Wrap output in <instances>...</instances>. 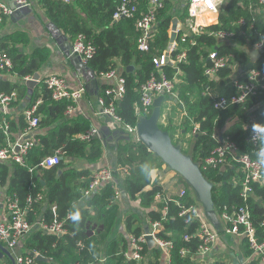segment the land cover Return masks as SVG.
<instances>
[{
	"label": "trees",
	"instance_id": "obj_1",
	"mask_svg": "<svg viewBox=\"0 0 264 264\" xmlns=\"http://www.w3.org/2000/svg\"><path fill=\"white\" fill-rule=\"evenodd\" d=\"M178 1L164 0V6L157 11L156 23L148 41L149 50L142 51L138 47L141 33L138 20L148 6L143 0H140L135 16L119 19L114 18L119 0H38L51 24L72 41L81 33L93 41L96 51L86 61L90 70L102 75L120 69L125 77L122 98L113 101V96L106 94L107 84H103L100 91L106 105L114 102L116 114L122 121L117 134L113 136V168L119 172L120 189L125 197L117 194V182L103 183L86 195L94 173L88 167L80 168L75 164L77 161L100 162L107 150L105 142L108 134L91 141L80 138L90 127L89 120L82 116H67L66 110L72 101L55 100L44 79L40 80L33 94H29L26 77L40 71L51 49L43 46L27 52L26 47L30 43L28 33L20 30L2 33L6 17L0 22V50H5L13 61L9 73L17 74L21 79L14 82L0 78V94L17 91L18 100H23L26 106H31L40 97L43 100L37 109L39 125L30 134L35 143L28 151L27 164L9 159L0 161V203L4 197L15 194L20 204L27 208L26 218L33 224L29 235L30 246L35 245L53 259L43 264H101L102 258L106 259L105 264H134V260L125 257L130 250V235L140 236L145 225L156 221L162 224L158 237L171 240L174 244L169 264H205L193 256L200 244L197 234L199 218L191 211L180 215L193 204L200 206L193 191L178 173V189L171 195H168L170 192L163 184L154 178L147 179L140 171L142 165L159 169L165 163L139 140L136 133L126 129V125L134 126L140 118L136 106L141 100L142 85L159 70H164L171 79L175 75L178 79L174 94L165 95L162 113L167 109L168 105L164 103L171 100L170 96L174 97L179 108H184L178 126L172 123L164 126L161 122L163 115L159 119V126L170 132L174 144H181L183 152L190 154L200 164L204 176L213 183L212 199L223 224L221 230H215L219 235L229 234L227 231L233 227L237 208L247 204L258 241L264 240V182H251V191L244 199L245 173L236 158L230 155L218 167H203L204 159L226 140L238 146L234 152L236 156L249 153L258 159V150L250 140V134L253 124H264V91L224 109L214 107V98L235 94L234 78L238 76L244 79L247 68L264 70V51L256 58L252 53L256 43L264 42L263 5L259 4V0H226L214 21L206 25L207 31L195 34L188 20L189 1L183 7L177 4ZM179 9H182L178 16L180 27L175 39L178 48L173 55L186 50L187 59L177 67L167 63L159 69L154 58L166 55L173 19ZM241 18H245V24L238 23ZM218 29L233 30L235 35L230 40H219L212 34ZM185 34V40H182ZM212 50L226 56L228 65L221 68L215 78L209 79L205 70L211 63L209 55ZM130 65H133V69L128 71ZM152 111L153 108L145 116L149 117ZM8 119L9 134L0 130V148L7 146L9 139L15 141L19 138L27 126L23 111L17 116H12L9 111ZM175 130L180 134L177 141ZM57 152L61 156L58 164L39 166L45 157ZM182 186L187 191L184 197L179 196ZM37 193H42L43 199L28 204L27 197L35 198ZM157 195H160L158 199ZM121 199L126 202L124 212ZM134 202H139V207L133 205ZM54 206L56 210H53ZM76 212L80 214L79 220L71 218ZM55 219L64 225L65 231L61 234L46 230L42 225ZM121 222L125 231L120 228ZM240 228L243 230V226ZM187 234L189 240L184 238ZM233 235L242 238L244 254H252L248 237ZM182 247L190 248L192 254L181 256L179 251ZM143 253L142 264H167L157 247L150 249L146 244ZM259 258L261 260L260 255ZM207 264L226 262L217 260Z\"/></svg>",
	"mask_w": 264,
	"mask_h": 264
},
{
	"label": "built area",
	"instance_id": "obj_2",
	"mask_svg": "<svg viewBox=\"0 0 264 264\" xmlns=\"http://www.w3.org/2000/svg\"><path fill=\"white\" fill-rule=\"evenodd\" d=\"M147 2V10L142 11L141 17L138 20V27L140 29V36L138 38V47L142 51L149 50V38L156 23L157 11L164 6V0H143ZM225 0H189L188 16L190 22V28L195 34H199L202 31H207V24L214 21L216 13L221 10V6ZM140 0H119L118 6L114 12V18L119 19L122 17L135 16L139 11ZM260 4L264 5V0H259ZM32 4V0H10L9 2L0 1V22L6 17L13 16L18 10L25 7H29ZM238 23L245 24V18L239 19ZM232 24V22H231ZM227 27V26H226ZM230 28V26H229ZM178 33V29H174ZM220 38L225 39L231 36L228 29L215 32ZM186 34L182 40H185ZM178 48V43L175 42L170 54L163 55L154 58V62L157 68H161L165 64L169 63L175 67L179 66L180 62L187 59V51L183 50L176 55L173 52ZM254 48L260 52L264 51V42L257 43ZM73 53L78 54L86 62L92 57L96 51L95 45L91 39L85 34H78L73 41ZM210 65L207 66L205 74L209 79L215 78L216 74L221 68L228 65V58L226 56L219 55L217 50H212L209 55ZM13 68V61L10 55L5 50H0V72H8ZM235 71V70H234ZM180 73V71L178 70ZM244 79H240L238 76L234 78V85L236 87V93L231 96H221L214 98V107L217 109H224L228 105L238 104L244 102L247 97L258 94L264 91V70L247 68ZM102 76L112 83L108 84L106 88V94L113 96V101L118 100L124 96L125 93V77L119 72V70H111L103 73ZM32 77H27L30 79ZM177 76L170 78L164 70H159L158 73H153L151 77L141 87V100L136 106L138 114L140 116L151 112L153 108L154 100L161 94H174L175 84L177 83ZM46 87L52 92V96L55 100L69 99L72 103L67 107L66 112L70 113L74 109V104L82 98L84 94V88L70 89L67 80L60 75H50L44 78ZM17 98V92L11 93L3 92L0 94V130H3L7 135L9 134L10 122L8 119V112L11 103ZM42 97L38 98L31 106H26L23 110L27 126L24 132L15 141L8 140L7 146L0 148V161L14 160L22 165L27 164V154L30 148L34 145V139L30 134L39 125V116L37 115V109L42 102ZM105 104L103 98L100 97L99 103L104 108V112L110 114L117 122H122L121 118L116 114L114 102ZM140 119V118H139ZM139 121V120H138ZM138 123V122H137ZM126 129L129 132L137 133V124L134 126L126 125ZM262 126V125H258ZM197 130L195 127L194 131ZM100 136V129L97 127H90L85 130L80 138L91 141ZM252 132L250 134V140L254 147L259 151L261 147V141L252 139ZM238 150V146L235 142L226 140L224 143L218 145L209 156L204 159L203 167H218L228 160V156L236 158L243 166L245 173V179L243 181V197L247 198L251 191V182L261 181L264 182V164L255 159L249 153H244L240 156L234 154ZM61 161V156L57 152L53 155L47 156L40 163L39 166L51 167L58 164ZM201 167V166H200ZM117 170L111 167H103L98 169L93 174V179L89 190L86 195H90L101 184L108 182H117L116 179ZM118 183V182H117ZM118 195L121 194L120 187L116 188ZM187 194L185 188L181 189L179 196L184 197ZM160 195H157V199ZM43 199L42 193H37L36 197L28 196L27 203L32 201H39ZM6 205L9 213V219L7 222L0 224V240L6 241L11 253L14 256L16 264H43L36 260V258L25 251L26 240L28 235L33 229L31 224L26 218V207L20 204L17 195L9 196L6 198ZM167 209V206L164 207ZM56 210V207H53ZM187 211H191L195 217L200 220V227L198 230V236L200 244L193 256L199 261L204 262L205 256L212 250L215 242L219 238L217 231L211 226L207 217L205 216L203 209L196 204L191 205L188 209L182 211L184 214ZM228 218L227 214H224ZM264 224V223H263ZM46 230L55 233H63L65 231L64 225L57 219L50 223H42ZM161 221L151 222L148 226V234L152 235L156 247L159 248L163 255L164 261L169 264L172 260V250L174 244L171 240L158 237V231L161 228ZM243 226V230H240ZM229 234L244 235L248 237L250 247L253 252L261 256L264 261V240L258 241L256 236V228L251 220V212L247 204L241 205L236 210V216L233 218V227L228 229ZM146 232L140 236L130 235V250L125 253V257L128 260H134V264H142L144 260V246L147 244ZM185 240H189L190 236L185 235ZM181 256L185 257L192 254L191 249L188 247H182L180 249ZM100 261L105 262L106 259L102 258Z\"/></svg>",
	"mask_w": 264,
	"mask_h": 264
},
{
	"label": "crops",
	"instance_id": "obj_3",
	"mask_svg": "<svg viewBox=\"0 0 264 264\" xmlns=\"http://www.w3.org/2000/svg\"><path fill=\"white\" fill-rule=\"evenodd\" d=\"M0 1L9 2L10 0ZM260 5L262 6V4ZM262 7V12L264 13V5ZM178 27H180V23L178 24ZM174 28L176 29V25L173 22L171 29ZM16 30L25 31L28 33L30 37V43L26 47L27 52H31L34 48L43 46H48L51 49V54L46 63L43 65L40 71L37 72L40 74V80L50 75H60L67 80L70 89H78L81 87L85 89L82 98H80L79 101L74 104L73 111L70 113L66 112L67 116H82L83 118H86L90 122V127L94 126L100 129V138H102L103 135L108 134L107 141L105 142V147L107 150L100 162L88 163L85 161H77L75 165L80 168L88 167L93 171V173L103 167L113 168L115 158V141L113 136L117 134L119 128L121 127V123L117 122L114 118L113 120L115 122H107L106 117L102 112V109L104 108L99 103L102 85H108L112 83V81L104 78L102 75H97L95 72L90 70L83 58L78 54L73 53L72 47L74 40L72 41L66 34L51 24L45 15V11L38 3V0H32V4L29 7L18 10L13 16L7 17L5 19V25L2 29V33H11ZM254 49L255 48H253V51ZM119 72L121 73L120 69ZM0 78H6L14 82L21 81L17 74H11L9 71L0 72ZM25 107V102L23 100L19 101L18 98H16L14 103L10 106L9 111L12 113V116H17L25 109ZM165 167L166 164L162 168ZM162 168L155 169V173L160 171ZM115 175L117 182L119 183V187L121 188V177L119 174ZM153 178L156 181L155 175ZM183 188L184 187L182 186L180 191ZM3 193H5V189H3ZM121 195H124L125 197L124 192H122ZM4 198L5 199L3 201L1 200L0 203V224L7 222L9 219L6 197ZM133 205L139 207V202H134ZM121 207L122 211L124 212L126 209L125 199H121ZM219 221L220 227L217 228L209 220L212 227L216 230H221L223 227L222 221L220 219ZM121 230L125 231L124 224L121 225ZM29 235L26 240L25 251L29 254L35 253V258L36 254H41L42 256L47 257L48 261H53L52 258L45 255L39 248L33 245L32 242L31 243L33 246H30ZM0 244L11 253L6 241L0 240ZM238 255L243 256V264H264V261L262 259L260 260L259 255L255 254L254 252L246 256L243 251L242 238L234 236L233 234L219 235V238L215 242L212 250L205 256L204 262L207 264L213 261L222 260L225 261L226 264H234L233 261ZM100 262L101 264H105L103 261ZM0 264H16L13 254L11 253L8 255L0 249Z\"/></svg>",
	"mask_w": 264,
	"mask_h": 264
},
{
	"label": "water",
	"instance_id": "obj_4",
	"mask_svg": "<svg viewBox=\"0 0 264 264\" xmlns=\"http://www.w3.org/2000/svg\"><path fill=\"white\" fill-rule=\"evenodd\" d=\"M174 29L170 31V43L166 50L167 57L170 54L172 43L176 37V31ZM252 53L254 54V58H256L259 56L260 51L254 49ZM130 69H133V65L127 67L128 71ZM39 80V73H35L32 78L27 80L26 84L28 86L29 94H33L34 87L39 83ZM165 98L166 96L164 94L157 96L153 103L152 114L149 117L145 115L140 116L137 123V136L149 150L161 158L169 169L182 176L193 191L196 200L202 204L207 218L215 227L219 228L220 221L212 199L213 183L204 176L200 164L194 161L190 154L184 153L180 144H174L169 131L163 130L159 126V119L162 113L161 107ZM170 99L176 101L173 96H170ZM102 112L104 113L107 122H115L110 114L104 112V109H102ZM144 231L146 232L145 237L149 248L156 247L153 236L148 234V225H145ZM0 249L8 255L11 254L1 244ZM33 255H35V253H33ZM36 258L43 263L48 261V259L41 254H36ZM233 263L243 264V256H236Z\"/></svg>",
	"mask_w": 264,
	"mask_h": 264
},
{
	"label": "rangeland",
	"instance_id": "obj_5",
	"mask_svg": "<svg viewBox=\"0 0 264 264\" xmlns=\"http://www.w3.org/2000/svg\"><path fill=\"white\" fill-rule=\"evenodd\" d=\"M186 1L187 0H179L177 2V4L182 6L183 4H185ZM225 3H226V0L223 2V5L221 6V8L224 6ZM181 10L182 9L178 10V12L175 14V17L173 19V22L176 25V29L178 28V24H179L178 16H179ZM164 104L168 105V106H167V109L165 110V112L161 113V115H163L162 121H161L162 124L166 127L169 126L170 123H172L173 126H178L180 124V122L182 121V116L184 115V110H183L184 108L183 107L179 108L176 101L167 100L166 103H164ZM174 134H175V141H177L178 138L180 137V134L176 130L174 131ZM167 167L168 166L166 165L165 168H162V169H160V171L156 172L155 173V179L157 182L164 184V186L168 189V191L171 194V193H175L178 189V186L176 185L177 172H175L171 169L168 170ZM116 174L118 175L117 172H116ZM200 206L203 209V206L201 203H200ZM203 212H204V210H203ZM204 214H205V212H204ZM121 223L123 224V222H121ZM121 225H120V228H121Z\"/></svg>",
	"mask_w": 264,
	"mask_h": 264
},
{
	"label": "clouds",
	"instance_id": "obj_6",
	"mask_svg": "<svg viewBox=\"0 0 264 264\" xmlns=\"http://www.w3.org/2000/svg\"><path fill=\"white\" fill-rule=\"evenodd\" d=\"M251 131L253 134L252 139L264 142V124H262V126H257V124H253ZM256 155L259 161L261 163H264V147H261L256 153ZM140 171L147 179H152L155 175V169L151 168L148 164L142 165ZM71 218L73 220H79V212L74 213Z\"/></svg>",
	"mask_w": 264,
	"mask_h": 264
},
{
	"label": "bare ground",
	"instance_id": "obj_7",
	"mask_svg": "<svg viewBox=\"0 0 264 264\" xmlns=\"http://www.w3.org/2000/svg\"><path fill=\"white\" fill-rule=\"evenodd\" d=\"M222 30H227V29H218V30H216V31H213L212 32V34L216 37V38H218L219 40H222V41H225V40H230V39H232L233 37H234V35H235V33H234V31L233 30H230V29H228L231 33H233L231 36H229V37H227V38H225V39H222V38H220L217 34H215V32H218V31H222ZM176 35H177V33H176ZM175 39H176V37H175ZM174 42H175V40L173 41V43H172V45L174 44ZM259 43V42H258ZM257 44V43H256ZM255 44V45H256ZM199 230V229H198ZM33 255V254H32ZM33 256H35V255H33ZM36 260H37V258H36ZM37 261H39V260H37ZM39 262H41V261H39ZM42 263V262H41Z\"/></svg>",
	"mask_w": 264,
	"mask_h": 264
}]
</instances>
